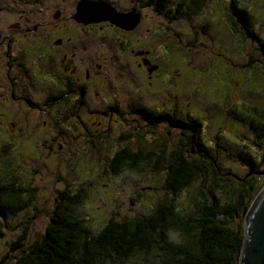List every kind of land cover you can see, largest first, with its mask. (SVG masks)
<instances>
[{"label": "rangeland", "instance_id": "374dc122", "mask_svg": "<svg viewBox=\"0 0 264 264\" xmlns=\"http://www.w3.org/2000/svg\"><path fill=\"white\" fill-rule=\"evenodd\" d=\"M121 5L118 9H125ZM143 11L146 17L140 30H150L146 33L148 49L162 69L154 85L146 80L147 103H168V111L177 103L179 113L201 119L198 140L216 158L220 173L237 182L252 180L259 191L264 174H252L244 157L264 170V120L247 108H264V0H208L196 15L185 10L174 21L151 9ZM240 14L251 20L252 35L242 26ZM233 23L240 27L237 33L232 30ZM111 65L114 85L126 80L138 83L134 62L124 51L115 54ZM114 91L123 95L122 89ZM115 99L96 101L89 95L78 112V138L69 129L72 122L54 116L34 117L28 110L22 116L33 119L34 131L6 132L5 137L0 130V184L27 187L34 195L28 208L2 221L6 227L0 238V264H13L22 249H29L42 237L62 193L81 195L72 209L94 234L109 220L146 217L161 202H173L177 210H184L185 205L193 208L199 181L173 194L167 170L157 167L156 157L135 168L113 171V155L124 147L143 154L164 152L166 157L180 143L186 147L178 128L166 120L154 125V121L100 112L108 106L119 108L121 102ZM17 110L22 111L20 107ZM43 120L54 123L50 131H40ZM137 125L141 126L138 133L126 137ZM216 196L227 201L224 194ZM239 222L241 218L236 224ZM29 223L23 246L12 250ZM131 264H159V260L151 254Z\"/></svg>", "mask_w": 264, "mask_h": 264}, {"label": "trees", "instance_id": "16d2710c", "mask_svg": "<svg viewBox=\"0 0 264 264\" xmlns=\"http://www.w3.org/2000/svg\"><path fill=\"white\" fill-rule=\"evenodd\" d=\"M187 1L189 15H196L208 0ZM240 20L252 35L251 20L246 14H240ZM239 28L233 23L234 33ZM247 108L264 120V108ZM172 123L186 141V147L180 143L167 157L164 152L143 154L122 148L113 155L112 168L114 172L123 167L135 168L156 157L157 167L167 170V183L173 194L199 181L192 197L193 208L187 209L185 205L184 210H177L173 202H161L146 217L109 220L94 234L87 221L73 212L72 207L81 200V195L62 193L42 237L29 249H22L13 264H131L141 257L146 260L151 254L158 257L159 264H238L244 242L243 211L258 192L255 182L247 178L237 182L220 173L216 158L198 140L201 119L179 113ZM244 159L253 169L252 174L264 172L249 158ZM217 193L226 195L227 201L222 202ZM33 201L30 188L11 182L0 184V238L5 236L2 221L14 218ZM240 218L241 222L236 224ZM30 226L29 223L25 227L12 250L23 246Z\"/></svg>", "mask_w": 264, "mask_h": 264}, {"label": "flooded vegetation", "instance_id": "af4514ba", "mask_svg": "<svg viewBox=\"0 0 264 264\" xmlns=\"http://www.w3.org/2000/svg\"><path fill=\"white\" fill-rule=\"evenodd\" d=\"M81 1L84 0H0V130L9 134L34 131L33 119L22 116L29 111L34 117L54 116L72 122L69 129L78 138V112L90 94L96 101L117 98L121 102L119 108L108 106L102 113L155 122L154 125L166 120L172 126L179 115L177 103L168 111V103L146 101V80L154 85L162 69L155 63L152 49H148L146 33L150 30L140 27L146 17L144 9L174 21L189 10V2L85 0L109 4L118 12L137 13L138 25L124 30L107 20L78 22L76 13ZM120 5L125 9H118ZM121 51L134 62L136 84L133 80L122 81L121 85L111 81L110 67L115 54ZM118 86L123 90L121 96V91H114L121 90ZM53 125L51 120H43L40 131H50ZM138 128L141 126L125 136L134 137Z\"/></svg>", "mask_w": 264, "mask_h": 264}, {"label": "water", "instance_id": "95a60500", "mask_svg": "<svg viewBox=\"0 0 264 264\" xmlns=\"http://www.w3.org/2000/svg\"><path fill=\"white\" fill-rule=\"evenodd\" d=\"M76 18L84 24L107 20L124 30H132L140 21L137 13L118 12L109 4L85 0L78 3ZM243 213L244 242L238 264H264V186Z\"/></svg>", "mask_w": 264, "mask_h": 264}]
</instances>
